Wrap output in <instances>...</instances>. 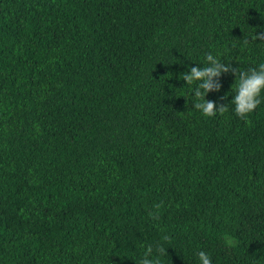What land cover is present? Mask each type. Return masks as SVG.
Wrapping results in <instances>:
<instances>
[{
    "label": "trees",
    "instance_id": "1",
    "mask_svg": "<svg viewBox=\"0 0 264 264\" xmlns=\"http://www.w3.org/2000/svg\"><path fill=\"white\" fill-rule=\"evenodd\" d=\"M0 264H264V0H0Z\"/></svg>",
    "mask_w": 264,
    "mask_h": 264
}]
</instances>
